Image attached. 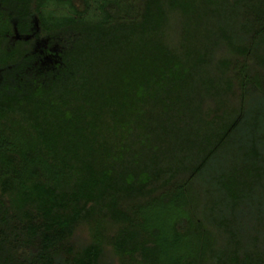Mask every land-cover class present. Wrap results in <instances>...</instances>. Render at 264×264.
I'll use <instances>...</instances> for the list:
<instances>
[{
  "label": "trees",
  "instance_id": "trees-1",
  "mask_svg": "<svg viewBox=\"0 0 264 264\" xmlns=\"http://www.w3.org/2000/svg\"><path fill=\"white\" fill-rule=\"evenodd\" d=\"M109 246L264 264V0H0V264Z\"/></svg>",
  "mask_w": 264,
  "mask_h": 264
},
{
  "label": "flooded vegetation",
  "instance_id": "flooded-vegetation-1",
  "mask_svg": "<svg viewBox=\"0 0 264 264\" xmlns=\"http://www.w3.org/2000/svg\"><path fill=\"white\" fill-rule=\"evenodd\" d=\"M24 10H27V15L12 19V28L5 34L4 41L10 46L21 43L25 47L31 46L35 50L45 41L43 29L39 25L34 9ZM13 12L14 9H9V13Z\"/></svg>",
  "mask_w": 264,
  "mask_h": 264
},
{
  "label": "rangeland",
  "instance_id": "rangeland-1",
  "mask_svg": "<svg viewBox=\"0 0 264 264\" xmlns=\"http://www.w3.org/2000/svg\"><path fill=\"white\" fill-rule=\"evenodd\" d=\"M232 154L233 152L232 150H230L227 156L230 157ZM77 236H78L77 238L78 241L86 242L88 240V233L86 232V230H80ZM106 259L112 262V264H120L119 259L113 254L110 246L106 250Z\"/></svg>",
  "mask_w": 264,
  "mask_h": 264
}]
</instances>
